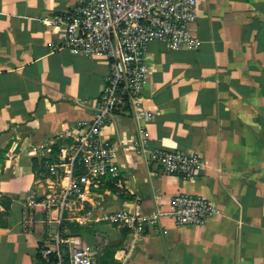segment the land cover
Here are the masks:
<instances>
[{"label":"crops","instance_id":"obj_1","mask_svg":"<svg viewBox=\"0 0 264 264\" xmlns=\"http://www.w3.org/2000/svg\"><path fill=\"white\" fill-rule=\"evenodd\" d=\"M196 1L194 48L147 46L140 100L151 117L117 112L102 130L121 188L90 185L66 210V221L90 231L81 241L97 250L95 264H264V0ZM74 5L0 0V264H41L47 214L36 208L33 230L23 232L22 204L50 192L45 165L91 118L108 74L104 57L53 50L62 31L44 19ZM140 136L147 149L136 153ZM158 148L196 153L203 169L188 181L159 174L147 164ZM181 193L209 199L219 213L204 226L162 218L165 231L147 227L136 242L103 219L124 208L166 211Z\"/></svg>","mask_w":264,"mask_h":264},{"label":"built area","instance_id":"obj_2","mask_svg":"<svg viewBox=\"0 0 264 264\" xmlns=\"http://www.w3.org/2000/svg\"><path fill=\"white\" fill-rule=\"evenodd\" d=\"M196 18V0H75L72 9L44 19L47 27L62 31L60 43L53 50L104 57L108 74L91 118L75 125L72 132L76 135L67 133L72 142L60 144L45 165L52 180L50 192L43 197L32 194L22 204L23 232L33 230L36 208L47 214L44 222L48 235L39 246L42 260L47 262L54 255L55 264H92L97 250L69 233L63 225L66 210L71 200L82 199L90 185L113 180L121 188L117 152L102 137V130L117 112L129 110L137 120L151 117L140 100L147 75V46L158 41L172 50L194 48L197 39L189 26ZM131 146L136 153H143L147 140L140 136ZM147 164L159 174L185 181L195 179L204 166L196 153L161 148L150 151ZM51 212H55L53 217ZM218 213L209 199L181 193L170 199L166 211L140 215L124 208L103 219L130 230L136 242L147 227L156 234L165 231L162 218L170 219L176 227L204 226Z\"/></svg>","mask_w":264,"mask_h":264},{"label":"trees","instance_id":"obj_3","mask_svg":"<svg viewBox=\"0 0 264 264\" xmlns=\"http://www.w3.org/2000/svg\"><path fill=\"white\" fill-rule=\"evenodd\" d=\"M100 187H101V189L108 188L111 191H116L117 190V188L115 186V181H113V180H104V181H102ZM63 225L69 229V233H71V235H76L75 234V228L79 227L76 223H70L68 221H65V222H63ZM63 235L67 236L68 234H63ZM37 259L40 260L41 264H55V256L54 255H50V257H49L47 262L42 260V258L40 256V253H39V249H38V252H37Z\"/></svg>","mask_w":264,"mask_h":264},{"label":"rangeland","instance_id":"obj_4","mask_svg":"<svg viewBox=\"0 0 264 264\" xmlns=\"http://www.w3.org/2000/svg\"><path fill=\"white\" fill-rule=\"evenodd\" d=\"M87 233H90V231L88 229H82V228H75V234L78 235L79 239L82 240V237H85V235H87Z\"/></svg>","mask_w":264,"mask_h":264},{"label":"water","instance_id":"obj_5","mask_svg":"<svg viewBox=\"0 0 264 264\" xmlns=\"http://www.w3.org/2000/svg\"><path fill=\"white\" fill-rule=\"evenodd\" d=\"M92 264H95V261L94 260L92 261Z\"/></svg>","mask_w":264,"mask_h":264}]
</instances>
